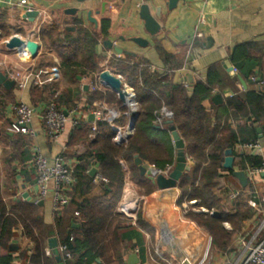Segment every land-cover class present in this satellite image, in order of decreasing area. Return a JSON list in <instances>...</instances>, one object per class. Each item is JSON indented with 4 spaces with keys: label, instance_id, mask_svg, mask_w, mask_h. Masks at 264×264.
Wrapping results in <instances>:
<instances>
[{
    "label": "crops",
    "instance_id": "1",
    "mask_svg": "<svg viewBox=\"0 0 264 264\" xmlns=\"http://www.w3.org/2000/svg\"><path fill=\"white\" fill-rule=\"evenodd\" d=\"M19 1L0 0V16L3 18V26L7 31L3 37H1L0 31V73L13 81L9 74L13 68H17L25 77L22 87L15 81V85L11 89L0 86V188L5 192L17 190L13 198L18 203L28 202L23 199L24 194H29L32 199L36 200L35 203H28L41 208L45 224L56 232V235L48 240L46 256H48L47 251L51 250L49 241L56 239L58 246L62 245V239L70 234L71 229L78 230L80 228V221L75 216L77 208L69 206L62 218L61 226L58 228L54 210V185L49 186V194L43 199L37 186V173L32 166L33 147L36 146L49 160L63 158L72 169H75V166L79 164V157L86 154L88 148L87 139L85 136L81 137V134H78L80 138L77 137V140H71V131L74 128L71 123L58 139L50 138L44 116L52 104L53 94L59 96L58 104L56 103L57 108L60 105V108L71 119L77 117L71 111L79 106L78 113L84 118V122L89 125H93L95 121L97 125L103 123L96 119L90 120L92 112L98 111L92 108L89 101L90 95L94 91L91 78L81 76L77 70L64 69L62 66L63 60L54 49L60 36L63 40L65 35L78 38L80 32L87 31L94 41L91 46H93L95 58L99 60L98 65L102 72L108 70L114 74V69L110 66V61L113 59L123 62L130 61L132 65L148 68L150 74L153 73L154 76L162 75L166 87L171 89L176 86L186 87L189 98L194 95L199 83L207 84L209 79L216 80L213 85L214 92L202 103L211 119L213 116L222 118V120L228 119L225 115L228 100L235 96L245 98L248 93L257 92L256 85L251 81L252 77L264 79V0H177L175 7L172 8L168 0H92L83 4L76 0H28L34 12L39 14L34 21L25 18L26 9L17 6ZM144 5L150 7L154 16L156 8H162V17L161 19L157 18L161 30L156 36H151L148 33L145 22L140 17L141 7ZM110 6L113 7L112 10L109 9ZM71 10H77V13H69ZM52 29H56V34L49 37L48 34ZM44 30L48 32L45 37L41 35ZM197 34H202V37L197 38ZM16 36L38 43L41 46L38 57L32 59L28 51L22 54L18 50L8 49L7 44ZM136 40H142L144 44L140 45ZM109 43L113 45V48L117 47L128 54L117 55L115 50L109 49ZM234 60H237V63ZM233 68L238 71L237 76L230 74ZM95 76L97 77V75ZM116 76L122 78L126 89L130 91V97L135 96L133 108L138 112L134 88L126 82L122 75L117 74ZM36 81L39 82L38 85L35 84ZM86 86L89 87L88 90L85 89ZM98 88L101 91L113 92L104 87L100 79ZM216 95L222 96L220 103L213 101ZM46 96H49L50 99L47 100ZM54 99L57 98L54 97ZM118 99L127 112L125 114L120 112V118L115 121V125L118 124L127 134L131 120V107L125 106L119 97ZM21 103L32 105L36 110L32 122L33 137L17 136L8 132V126L16 118L15 107ZM169 120L174 122V113L163 108L155 128L161 132H167L172 141L174 164L168 168H172L173 172L176 167L177 149L167 124ZM228 121L229 125H227L237 134L253 136L255 129L258 136L256 141H261L263 144L262 156L264 157L263 127L260 124L252 125V121L246 127V119L236 121L229 118ZM108 124L110 125V123ZM258 129L262 130V134L258 132ZM234 149H229L233 151L235 159L231 172L244 171L248 178V185L243 187L234 177L239 185L235 192H238L239 195L237 197L230 196V200L241 199L240 201L252 210V216L243 223L241 231L234 236L235 246L228 249L227 252L219 253V258L214 259L216 264H234L241 251V240L249 239L251 234L257 230L258 223L262 219L264 175L253 173V169L257 168L252 167V163L248 160L251 158L262 160V157L252 150L244 149L241 144H237ZM187 156L188 165L193 170L195 163L192 157L188 154ZM136 157L140 158V156H135L137 170H133L125 162H120L125 176L115 212L118 214L117 210L125 201L130 207L138 208L142 205V214L139 216H141L144 226L133 225L130 219H128L129 221L125 220L124 223H122L123 219L120 220L121 223H115L111 233L116 228L119 229L116 234L117 241L115 238H111L112 240L106 243V255L102 254L100 258L93 259L92 264H175V262L176 264H205L207 256L203 261L201 255L203 249L200 247L194 249L198 250L195 259L186 256L184 236L191 240L189 237L192 234L189 232H192L190 231L192 229H187L186 235L183 230H186L187 226L189 228L190 221L183 224L181 220H178V217H173L172 214L167 215L166 221L178 245L172 243L167 254L164 248L157 247V244V248H154L151 244L149 234H156V230L148 220L156 223V217L161 212L171 210L172 206L178 209L181 181L176 188L160 190L156 180L152 181L148 176L141 175L139 166L136 164ZM143 164L146 168L154 166L147 162H143ZM99 167L93 163L89 167L88 174L94 180L101 176ZM94 169H97L95 176L92 175ZM224 172L225 175L230 171L224 168ZM187 174L189 173L184 174L183 177ZM100 184L101 186L104 184L106 189H109L108 183H98V185ZM138 187L142 190L139 191ZM148 189H151V192ZM94 192L102 195L100 187ZM4 199L7 201L10 196L4 195ZM40 202H43V205H40ZM189 203L197 205L198 201L192 200ZM217 214L219 215V213ZM191 223L194 224L193 221ZM176 225L184 226V228H178ZM129 226L131 227L127 229ZM228 226L230 227V225ZM15 232L19 237L12 241L10 250L14 253L27 250L28 256L34 254V244L29 239L21 237V230L16 229ZM203 232L207 231L202 229L196 234L201 236ZM161 233H163L162 238L164 239L171 235L170 232ZM193 239L194 242L198 241L196 238ZM12 247L17 250H12ZM51 251L53 252V250ZM177 257H179V261ZM66 263L63 262V259L61 262H56V264ZM13 264L31 263L28 260L18 259Z\"/></svg>",
    "mask_w": 264,
    "mask_h": 264
},
{
    "label": "trees",
    "instance_id": "2",
    "mask_svg": "<svg viewBox=\"0 0 264 264\" xmlns=\"http://www.w3.org/2000/svg\"><path fill=\"white\" fill-rule=\"evenodd\" d=\"M2 20L0 16L1 37L7 33ZM47 33L44 30L41 35L45 37ZM55 34L56 29H52L48 35L52 37ZM79 35L78 38L65 35L64 40L60 36L54 45L58 56L63 60L62 66L91 78L95 89L89 101L93 109H103L104 105L108 104L125 114L127 109L116 94L99 90L97 77L102 70L91 46L94 41L87 31H82ZM234 61L237 63V60ZM110 66L114 69V74L122 75L135 90L139 106L135 133L126 146H118L114 143L116 131L104 121L97 125L96 132L92 131L93 125L86 122L72 128L71 140H77V137L80 138L78 134H81V137L85 136L87 139L88 148L87 153L79 157V164L72 169L76 182L70 193L71 202L61 214L56 213L58 228L69 206L77 208L75 216L80 221V228L71 229L70 234L61 241L62 245H67L72 255V259L66 264H92L102 254L106 255V243L111 241V238L117 241L116 234L119 229L116 228L113 233L111 231L115 223L119 224L123 219L115 212L124 185L125 173L121 161L133 170H137L136 155H139L143 162L150 163L162 171L174 164L173 144L168 133L155 128L163 108L174 113V124L186 143V153L195 163L192 172L184 176L179 184L182 203L185 200H197L198 208L219 213L217 216H210L190 212L188 218L210 234L215 249L227 250L233 236L241 231L243 223L252 216V210L242 203L241 199L230 200L239 185L233 172L223 174L225 152L229 149L235 150L237 144L244 145L258 138L255 129L253 136L237 134L228 126V119H246V127L254 119L251 124H260L264 131V95L254 91L248 93L245 98L235 96L227 102L225 115L228 119L222 120L217 116L211 119L202 103L214 92L213 85L216 80L209 79L207 84L199 83L194 95L189 98L186 87H166L162 75L154 76L148 68L116 59L110 61ZM168 92L172 94L167 96ZM49 96H46L47 100L50 99ZM54 97L55 94L51 102H55L58 111L64 112L60 105L57 108L59 96L57 99ZM248 160L252 167H261L262 160ZM92 163L100 166L99 174L109 181V189H106L104 184L101 186L94 183V179L88 174ZM98 186L102 190L101 196L94 192ZM2 190L0 188V264H13L18 259L28 260L31 264H56V256L48 257L45 254L48 240L55 236L56 232L45 224L41 208L25 201L18 203L13 198L17 190ZM148 191L151 192V189ZM6 194L10 196L7 201L4 199ZM124 222L126 221H122ZM226 224L230 225V231L226 229ZM137 225L144 226L141 216L138 217ZM16 229L22 231L21 237L34 244V254L31 256H28L27 250L20 253L10 250L12 241L19 237Z\"/></svg>",
    "mask_w": 264,
    "mask_h": 264
},
{
    "label": "built area",
    "instance_id": "3",
    "mask_svg": "<svg viewBox=\"0 0 264 264\" xmlns=\"http://www.w3.org/2000/svg\"><path fill=\"white\" fill-rule=\"evenodd\" d=\"M17 6L25 8L27 13L34 11L33 7L31 6L28 0H20L17 3ZM109 9L112 10L113 7L110 6ZM196 37L201 38L202 34H197ZM230 74H232L233 76H237L238 71L233 68ZM9 76L13 81L17 82L20 87L24 86L25 77L19 72L17 68H13ZM251 81L256 85L258 91L264 95V79L259 77H252ZM35 84L38 85L39 82L36 81ZM92 89L94 90L95 88L92 87ZM57 97L58 94L55 96V98ZM132 101H134L133 98ZM15 111L16 118L8 126V132L17 136L20 135L33 137L34 131L32 129V122L36 114L35 108L32 105L21 103L15 107ZM79 111V106H77L74 111H71L73 115H77V117L71 119L66 115L65 112L58 111L56 109V105L52 103L48 107L44 116L45 124L47 126L50 138L53 140L58 139L66 131V128L69 123H71L73 127L81 125L84 122V118L78 113ZM106 111L98 110L92 112V115L97 121H107L110 124L115 123V121L120 117V113H118L117 111ZM112 129L117 133L115 141L118 142V144L124 142V140L126 139V134L124 133L122 128L112 126ZM92 131H97L96 121L93 124ZM262 145L263 144L261 141H256L244 144L243 148L252 150L258 156L262 157L261 167L253 169V173L264 175V157L262 156ZM32 152L34 154L32 166L35 168L37 173V186L40 190V195L43 199H45L49 194V186L53 184L54 210L55 213L61 214V212L71 202L70 193L72 191L73 185L76 182L74 172L63 158L58 157L54 160H49L40 152V150L36 146L33 147ZM153 169L156 170L159 174H164L166 176H168L172 172V168H168L165 172L157 170L155 166H153ZM100 182L109 183L107 179L102 178L101 176L96 177L94 183L97 184ZM238 195L239 193L235 192L232 197H237ZM262 202V219L258 223L257 230L253 234H251V237L249 239L243 238L241 240V251L238 256V259L234 262V264H264V197ZM190 204L193 205L194 203ZM136 209L134 208L131 210V207L125 201L121 204L118 213L125 216L127 219L132 220V224L136 225ZM201 213L207 214L209 212L202 210ZM211 214L214 215V212H212ZM47 255L49 257L61 256L64 263L72 259V255L69 253L67 245L58 246V248L56 249V253L52 252L51 250H48ZM204 260L205 259H203V261Z\"/></svg>",
    "mask_w": 264,
    "mask_h": 264
},
{
    "label": "water",
    "instance_id": "4",
    "mask_svg": "<svg viewBox=\"0 0 264 264\" xmlns=\"http://www.w3.org/2000/svg\"><path fill=\"white\" fill-rule=\"evenodd\" d=\"M76 1L78 3L83 4V3H86L89 1L91 2L92 0H76ZM149 1H153V0H149ZM168 1L170 2L171 8L175 7V5H176L175 3L177 2V0H168ZM161 11H162V8L157 7L156 12H155V16H154L148 5H144L141 7L140 17L145 22L146 30L148 31V33L151 36H156L160 33L161 27L157 21V18L161 19V17H162ZM69 13L76 14L77 10H71V12H69ZM38 15H39L38 12H34V11L28 12L25 15V18L28 20L34 21V19L37 18ZM136 41L140 45L144 44V42L142 40H136ZM7 47H8V49H10L12 51L18 50L22 54L26 53V51H28L30 54V57L32 59L37 58L39 55V52L41 51V46L38 43H36L32 40H23L22 38L17 37V36L14 37L10 41V43L7 44ZM109 49L115 50V53L117 55L128 54V53L122 51L121 49H119L117 47L113 48V45L111 43H109ZM99 79H100L101 84L104 87L111 89L114 93H116L118 95V97L122 100V102L125 104V106L130 107L128 105V100H127V98L130 95L128 93H126L127 89H126V86L124 85V83L122 81V78L117 77L116 75L112 74L110 71L106 70V71H103L99 75ZM14 85H15L14 81H10L6 75L0 73V86H4L7 89H11ZM85 89L88 90L89 87L86 86ZM132 98L134 100L135 96L133 95L131 97V100H132ZM213 101L215 103H220L222 101V96L216 95L213 98ZM132 103H133V105H135L134 101H132ZM130 118H131L130 125H129L128 132L126 134L127 140L130 139V137L133 135V133L135 131V122L138 118L137 111L134 108L133 109L130 108ZM94 119H95L94 116L91 115L90 120L94 121ZM167 124L169 125V131L172 135L173 142H174L175 147L177 149L176 167L173 170V172L170 174V176L168 178H166L164 175L159 174L153 168H146L143 164V161L140 158L136 157V164L139 166V169L141 171V175L142 176H148L149 179L152 181L156 180L158 188L162 191H166V190L176 188L177 184L183 178V175L186 173H190L192 170L191 167L188 165V156L186 153L185 141L180 136L178 129L174 125L173 120H169L167 122ZM258 132L260 134H262L261 129H258ZM225 155H226V159H225V163H224V168L226 170L232 171L234 168V160H235L234 156H233V151L228 150V151H226ZM96 174H97V169H94L92 171V175L95 176ZM233 175L235 178H237L239 180V182L242 184L243 187H246L248 185V178H247V175L244 171L234 172ZM23 199L27 200L28 202H33V203L36 202V200L32 199L29 196V194H24ZM39 204L43 205V202H40ZM217 215L218 214H216V216ZM14 243L16 244V242H14ZM49 247L51 250H53L54 253H56V249L58 248L57 240L51 239L49 241ZM12 250H17V248L12 247ZM56 259L58 262L62 261L61 256H57Z\"/></svg>",
    "mask_w": 264,
    "mask_h": 264
},
{
    "label": "rangeland",
    "instance_id": "5",
    "mask_svg": "<svg viewBox=\"0 0 264 264\" xmlns=\"http://www.w3.org/2000/svg\"><path fill=\"white\" fill-rule=\"evenodd\" d=\"M98 80H99V77H98ZM137 105H138V103H137ZM98 110L99 111L114 110V111H117L118 113H120V111L116 107H114L113 105H108V104H106V106L104 105L103 109L101 108V109H98ZM138 110H139V106H138ZM110 125H111V128H112V126L120 128L119 125H115V123L110 124ZM128 142H129V139L127 140V138H126L124 140V142L118 144V142H116L115 138H114V143L116 145H118V146H126L128 144ZM122 162L123 161H121V163ZM150 168H153V166H150ZM165 171H163V172H165ZM162 175H164V174H162ZM164 176H166V175H164ZM138 190L140 191L142 189H140L138 187ZM179 195H181V196H180L179 203H178V206H179L178 209L176 207L172 206L170 208L171 210L161 212L160 215H158V217H157V222L156 223L151 222L150 220H148V222H150L153 225L154 229L156 230V232H155L156 234H149L150 235L151 244L154 246V248H157L158 246L161 247V248H164L166 253L170 251V247H171L172 243L178 245L177 242H176V239L172 235L173 233L170 230L169 225L167 224V221H166L167 215L172 214V215H174L173 217H175V216L178 217V220H181L183 223H186V222L188 223L190 221L189 222V225H190L189 228H188L187 225L186 226H187V228L189 230L192 229V230H190V231H192V232H190L192 234V236H190L189 238H191V240H193V241L191 242V240H188V238H186V236H184L185 239H186V242H188V243L185 242V245H184V247H185L184 252H185L186 256H189L190 258H192V259L194 258L195 259L196 255H197L196 252H198V250H194V249H195V247H196V249H197V247H200V248L203 249V250L200 249V250H202V252H201L202 258L205 259L206 256H207L205 264H216L214 259L219 258V253L227 252L228 249H232L235 246L234 236H233V239H232V243L228 246L227 250L220 251V250L215 249L212 246V238H211L210 234H208L207 232L206 233L203 232V234H201V236H199V234L197 235L196 232L198 233L202 229L199 228L195 223L194 224L191 223V220L188 218V214L190 212L198 214V213H201L204 208H198L197 205H194V204L190 205L189 201H187V200H185L182 203V201H181V198H182L181 192L179 193ZM141 207H142V205H140V207H138V208L135 207V206H131V210L134 209V208L135 209L137 208L136 209L137 210V212H136L137 218H138L139 214L140 215L142 214ZM204 210L209 212V213H207V215H210V216H215L217 214L216 212H214V215H213V214H211L212 211H208L207 209H204ZM118 214L121 217H123L124 221L125 220L129 221L125 216L121 215L120 213H118ZM187 228H186V230H183V233L185 235L188 232ZM226 228L228 230H231V228L228 225H226ZM247 230H248V228H247ZM161 232H167V233L170 232L169 234H171V235L169 237H166L167 239H164V238H162L163 237V235H162L163 233H161ZM193 235H195V236L193 237ZM198 237H200V238H198ZM193 238H196L198 241L197 242L195 241L196 242L195 243ZM156 244H157V247H156ZM177 259L179 261V257H177ZM175 264H176V262H175Z\"/></svg>",
    "mask_w": 264,
    "mask_h": 264
},
{
    "label": "bare ground",
    "instance_id": "6",
    "mask_svg": "<svg viewBox=\"0 0 264 264\" xmlns=\"http://www.w3.org/2000/svg\"><path fill=\"white\" fill-rule=\"evenodd\" d=\"M126 93H128V94H130V91L129 90H127L126 91ZM127 100H128V105L131 107V108H133L134 107V105H133V103H132V100H131V97L129 96L128 98H127ZM164 204V203H163ZM168 204V203H167ZM159 209V208H158ZM156 210V209H155ZM157 218V217H156ZM155 219V218H154ZM180 224H181V222H180ZM179 224V225H180ZM184 224V223H183ZM172 225H173V222H172ZM177 226V225H176ZM178 228L179 227H183L184 228V226H177ZM188 229V228H187ZM189 230V229H188ZM174 232V231H173ZM194 232V231H193ZM190 233V232H189ZM191 234V233H190ZM193 236H195V235H193Z\"/></svg>",
    "mask_w": 264,
    "mask_h": 264
}]
</instances>
